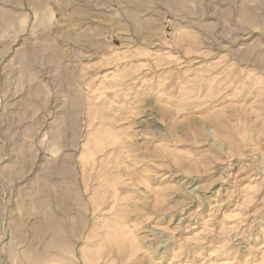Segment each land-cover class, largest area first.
Masks as SVG:
<instances>
[{"label":"rangeland","instance_id":"obj_1","mask_svg":"<svg viewBox=\"0 0 264 264\" xmlns=\"http://www.w3.org/2000/svg\"><path fill=\"white\" fill-rule=\"evenodd\" d=\"M0 264H264V0H0Z\"/></svg>","mask_w":264,"mask_h":264},{"label":"crops","instance_id":"obj_2","mask_svg":"<svg viewBox=\"0 0 264 264\" xmlns=\"http://www.w3.org/2000/svg\"><path fill=\"white\" fill-rule=\"evenodd\" d=\"M18 160H19L18 164H15V163H17L16 160H15V161H12V162L10 161L8 164L3 165L2 168H1L2 171H6L8 173L14 171V173L18 174L17 171H19V169H24L25 168L24 167V162H22V158H18Z\"/></svg>","mask_w":264,"mask_h":264}]
</instances>
